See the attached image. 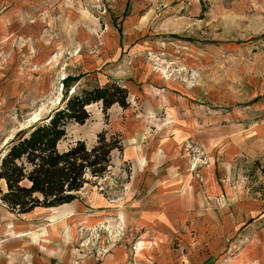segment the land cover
<instances>
[{
    "label": "rangeland",
    "instance_id": "374dc122",
    "mask_svg": "<svg viewBox=\"0 0 264 264\" xmlns=\"http://www.w3.org/2000/svg\"><path fill=\"white\" fill-rule=\"evenodd\" d=\"M108 82L129 105H88L58 148L105 132L121 150L66 205L16 213L0 193V264H157L162 247L226 264L249 229L264 233V0H0V158Z\"/></svg>",
    "mask_w": 264,
    "mask_h": 264
},
{
    "label": "trees",
    "instance_id": "16d2710c",
    "mask_svg": "<svg viewBox=\"0 0 264 264\" xmlns=\"http://www.w3.org/2000/svg\"><path fill=\"white\" fill-rule=\"evenodd\" d=\"M127 98V88L115 82L81 89L45 119L19 130L0 158V180L6 186L0 193L7 208L27 213L35 207L63 206L90 178L102 177L112 150H121L118 136L106 137L102 132L90 148L82 140L65 149H59L58 143L66 137L69 123L82 124L89 118L88 105L101 102L102 110L113 104L126 108Z\"/></svg>",
    "mask_w": 264,
    "mask_h": 264
},
{
    "label": "crops",
    "instance_id": "0c3cea01",
    "mask_svg": "<svg viewBox=\"0 0 264 264\" xmlns=\"http://www.w3.org/2000/svg\"><path fill=\"white\" fill-rule=\"evenodd\" d=\"M178 127H182V128H194L195 124L192 120L187 121L186 123H182V124H178ZM182 131V130H181ZM207 132H209V130H207ZM211 132V131H210ZM184 131L180 132V136L181 138H183L184 136ZM173 166H175V163H172ZM183 167H186L187 161L186 159H184V162L182 163ZM174 168V167H173ZM173 172V171H172ZM156 186V185H154ZM158 188L160 186H157ZM175 196H173L172 194H169L167 196H164L162 198H157L160 199L164 205H166V209L165 212L167 213V210H172L174 207V203H175ZM180 201V200H179ZM178 201V202H179ZM186 204V202L184 201V199L182 198V201L180 202V211L182 212L184 210V205ZM163 217H157L155 216V218H153L151 221L148 220L149 224H152V226H154L156 223H158L160 226H163L165 222H163L162 219ZM231 218H228V221H230ZM240 220V218H238ZM139 223V221H138ZM141 223V222H140ZM233 225L234 222L232 221ZM168 224V223H165ZM230 226H227V231L223 229V227L219 230L222 232V234L220 235L219 238L224 239L225 237L230 236V230H229ZM218 231V232H219ZM166 239V236H165ZM243 246L242 248L236 253L234 254L233 257H228V258H224L223 261L226 264H264V233L262 231L260 232H256V231H251L249 229V236L246 238V240L243 242ZM165 246V245H164ZM163 248V247H162ZM157 249L156 250V254L160 255L161 252L164 250L165 252L164 254V258H159V260H157V264H194L191 263L190 261H187L186 258L184 257H180L178 253H176V255L173 256V252H169L168 248H163V249ZM147 253H149V251H147ZM146 253V254H147ZM153 254V251H152ZM178 256V257H177ZM177 257V258H174ZM162 260V261H161ZM222 260V258L218 259L216 262H220ZM215 264H220V263H215ZM224 264V263H223Z\"/></svg>",
    "mask_w": 264,
    "mask_h": 264
}]
</instances>
